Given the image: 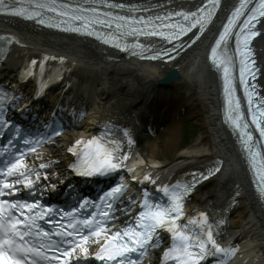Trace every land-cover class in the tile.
I'll use <instances>...</instances> for the list:
<instances>
[{
  "label": "snow or ice",
  "instance_id": "obj_1",
  "mask_svg": "<svg viewBox=\"0 0 264 264\" xmlns=\"http://www.w3.org/2000/svg\"><path fill=\"white\" fill-rule=\"evenodd\" d=\"M208 4V7L198 9L195 13L171 14L182 17L184 24L173 23L160 26L178 29L177 31L166 34L163 31L154 30L150 34L166 35L170 40H177L193 28L203 31L212 18L213 9L217 6L218 0H208ZM43 7V4L37 3L35 9ZM246 8H250V11L245 12ZM35 9L30 14V18L39 19L42 13ZM51 10L56 11L55 8ZM9 11L14 10L9 9ZM92 11L94 15L98 13V10ZM18 14L24 15V10H20ZM60 15L70 16V13L64 11ZM242 17L246 19L238 23ZM168 18L170 17H164V19ZM258 18H264V0H259L255 7H251L248 0H239L238 5L233 7L227 21L223 24L222 31L215 40V46L211 49L210 58L216 67L222 69L226 122L238 130L237 135L241 137V144L248 154L250 164L258 172L261 185H264V158L257 161L260 154L253 146V137L248 131L247 123L244 122L240 100L235 94L236 89L230 71L234 57L217 56V49L227 46L234 38L235 54L240 57V83L245 86L248 103L252 106L256 90L255 85L248 82V77L254 79L257 74L251 42L261 34L256 31L255 22ZM73 20H82L84 25L71 28L72 31L88 32L92 27L93 22L83 15L71 16L67 23L71 24ZM39 22L46 23L44 19H39ZM95 22L105 23L100 19ZM131 23L152 27L151 21L143 18L139 21L133 19ZM54 26L60 27L59 24ZM117 27H123V25ZM137 31L136 28H130V32L125 34L135 35ZM176 50L172 49V51ZM158 55L172 59L166 51H161ZM155 58V56L152 57V59ZM251 112L252 123L259 129L260 136L264 137V99L259 105L251 108ZM10 127H12L10 121L0 118V128ZM15 132L16 136H21L18 126L15 127ZM3 134L0 132V135ZM53 135L58 133L53 132ZM40 142L26 140L25 144ZM12 145L13 140H9L8 145L3 146V152H0V155L9 152V146ZM121 149V144L107 137L93 136L87 140L77 139L73 146L67 149L75 157L69 168L77 175L84 177L109 176L122 170L123 161L128 158ZM29 150L35 151L34 148ZM24 155L17 151L15 158L10 159L5 167H0V264H88L90 258H94L100 264H139V260L144 258L150 247L161 246L162 232L169 235L170 246L163 251V257L171 264H201L208 255L217 256L218 254L222 257L218 264H224V261L236 250L231 243L228 245L218 243L216 236L222 233L214 229L204 213H200L195 219L182 222V218H186L183 204L186 194L192 190L190 185L161 186L157 190H162V200L150 197L148 190L145 189L143 199L139 201V211L132 219L126 221L123 227L117 229L109 225L114 219H118L114 214V204L127 190V184L116 183L114 187L99 195L98 200H90L86 196L74 198L73 202L67 205L68 210H66L65 207L42 202L44 191L43 189L37 191V189L40 188L39 182L42 179L40 169H45L47 165L40 164L38 168H27L23 164ZM32 173H35L34 178ZM211 174L209 172V175ZM48 179L45 173L43 180ZM132 179L135 181L137 177L133 175ZM144 181L155 184L150 175H145L140 183L143 184ZM55 189L56 185L52 184L51 190ZM131 203L135 205L137 201L132 200ZM44 221L55 231L46 230L42 226ZM93 246L96 250L90 252Z\"/></svg>",
  "mask_w": 264,
  "mask_h": 264
},
{
  "label": "bare ground",
  "instance_id": "obj_2",
  "mask_svg": "<svg viewBox=\"0 0 264 264\" xmlns=\"http://www.w3.org/2000/svg\"><path fill=\"white\" fill-rule=\"evenodd\" d=\"M226 3L233 0H225ZM23 37L32 46V50L47 49L60 53H65L76 60L79 64H91L97 60L96 48L90 43L81 41V39L69 38L55 33L46 31H36L27 25H22ZM24 28V29H23ZM262 46L261 60L264 65V34L260 39ZM202 44L195 46L189 50L179 61L175 62L177 81L173 83V87L183 86L189 90V94L181 100L173 99L172 95L165 92H154L149 90L148 86L152 85L155 79L162 75L157 72L156 65H147L151 69L153 80L142 81L137 77H126L124 87L131 95L130 102L137 101L139 97L145 96L147 99L155 97H167L173 103H176L178 109L185 106V113L188 117H197V125L200 126L199 133L194 137L189 146H181L182 140L179 121L172 120L167 127L159 134L155 141H148L141 146L142 156L147 160H157L160 163H168L178 161H192L199 158L202 153L214 146L220 149L226 156L227 165L232 168L231 175L234 178H240L242 173L238 167L236 158L230 152L231 143L228 136L219 124L217 115V89L216 81L213 74L208 70L204 61V50ZM195 161H199L196 159ZM258 214L256 206H239L233 217L232 223L243 221L246 217L248 221H252L254 226L259 228L264 237V221L256 220ZM255 218H254V217ZM243 226V225H242ZM239 226V227H242Z\"/></svg>",
  "mask_w": 264,
  "mask_h": 264
},
{
  "label": "rangeland",
  "instance_id": "obj_3",
  "mask_svg": "<svg viewBox=\"0 0 264 264\" xmlns=\"http://www.w3.org/2000/svg\"><path fill=\"white\" fill-rule=\"evenodd\" d=\"M185 121L188 122L189 127L188 128H182V121H180V130H181V136H182V140L180 141L181 146H184L185 143H189L191 142V140L196 137L199 133V129L200 126L197 125L198 122V118L193 116L190 118L185 119ZM187 144V145H189Z\"/></svg>",
  "mask_w": 264,
  "mask_h": 264
}]
</instances>
